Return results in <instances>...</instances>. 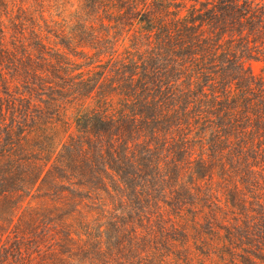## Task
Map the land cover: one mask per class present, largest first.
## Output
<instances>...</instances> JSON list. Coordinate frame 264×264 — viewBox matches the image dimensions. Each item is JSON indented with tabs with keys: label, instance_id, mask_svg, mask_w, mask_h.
<instances>
[{
	"label": "trees",
	"instance_id": "1",
	"mask_svg": "<svg viewBox=\"0 0 264 264\" xmlns=\"http://www.w3.org/2000/svg\"><path fill=\"white\" fill-rule=\"evenodd\" d=\"M264 0H0V264H264Z\"/></svg>",
	"mask_w": 264,
	"mask_h": 264
},
{
	"label": "rangeland",
	"instance_id": "2",
	"mask_svg": "<svg viewBox=\"0 0 264 264\" xmlns=\"http://www.w3.org/2000/svg\"><path fill=\"white\" fill-rule=\"evenodd\" d=\"M251 71L256 76H264L263 65L259 63H251L250 65Z\"/></svg>",
	"mask_w": 264,
	"mask_h": 264
}]
</instances>
